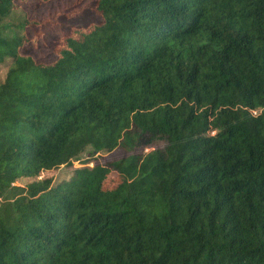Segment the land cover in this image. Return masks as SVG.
<instances>
[{"label": "trees", "instance_id": "obj_1", "mask_svg": "<svg viewBox=\"0 0 264 264\" xmlns=\"http://www.w3.org/2000/svg\"><path fill=\"white\" fill-rule=\"evenodd\" d=\"M21 1L0 0V264H264V0H93L48 60L20 51Z\"/></svg>", "mask_w": 264, "mask_h": 264}, {"label": "rangeland", "instance_id": "obj_2", "mask_svg": "<svg viewBox=\"0 0 264 264\" xmlns=\"http://www.w3.org/2000/svg\"><path fill=\"white\" fill-rule=\"evenodd\" d=\"M93 0H83L75 4V0H49L42 7H35L33 0L20 2L26 11L27 18L36 23L27 24L26 33L29 37L20 51L32 56L36 60H48L52 57L50 44L51 41L66 33L71 26L86 25L96 21L92 9ZM23 12L17 9L13 12L9 21L17 24L22 20ZM4 64L0 65V80L4 75ZM89 148H87L78 158L73 161V166H80L81 160L87 159ZM126 154L122 149H115L108 153H95L88 165L95 163H105L110 160L118 159ZM43 175L52 176L55 182L66 180L71 175L70 168L61 165L56 169L48 170Z\"/></svg>", "mask_w": 264, "mask_h": 264}]
</instances>
